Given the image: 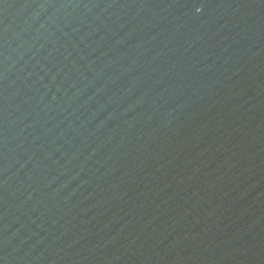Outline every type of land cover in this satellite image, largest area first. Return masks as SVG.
<instances>
[{"label": "water", "instance_id": "95a60500", "mask_svg": "<svg viewBox=\"0 0 264 264\" xmlns=\"http://www.w3.org/2000/svg\"><path fill=\"white\" fill-rule=\"evenodd\" d=\"M0 264H264V0H0Z\"/></svg>", "mask_w": 264, "mask_h": 264}]
</instances>
